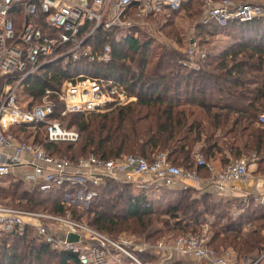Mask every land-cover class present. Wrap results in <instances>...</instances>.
<instances>
[{"label":"trees","instance_id":"trees-1","mask_svg":"<svg viewBox=\"0 0 264 264\" xmlns=\"http://www.w3.org/2000/svg\"><path fill=\"white\" fill-rule=\"evenodd\" d=\"M193 3L183 5L179 11L165 8L159 14L149 15L148 19L162 17L165 22L159 28L161 31L174 26L167 36L183 46L189 40L183 42L182 32L172 18L188 9L193 8L195 12ZM195 14L199 12L189 14V19ZM196 27V40L200 45L205 43L204 37L222 30L214 21ZM225 28L233 37V43L218 55L208 54L203 60L196 59L198 66L194 69L182 66L181 61L187 59L184 53L156 44L147 28L132 27L117 33L98 30L87 39L84 48L97 52L108 44L110 61L97 64L81 59L40 69L27 78L20 89L21 94L30 99L25 108L38 104L46 89H56L64 80L79 76L111 79L119 82L136 100L110 111L70 113L65 117H60L56 111L49 118L79 133L76 144L81 156L91 154L111 160L133 155L151 162L156 154L165 153L171 164L192 171L196 167L195 153L223 167L230 158L236 160L245 152H254L259 159L257 164L262 165L264 130L255 125L264 110V15L248 23H229ZM84 34L85 31L82 36ZM62 106L58 102V109ZM40 130L44 133V125L36 128L33 143H43L47 153L55 157L57 144L48 143ZM76 144H68L67 150ZM70 160L74 161V157ZM13 182L14 189L0 193L22 208L51 207L54 215L61 216L73 208L62 199L66 192L74 193V188L55 187L45 193L50 199H42L44 193L39 190L28 189L22 181ZM21 186L24 189L19 191ZM121 187L123 190L120 184L108 180L95 188L98 193L84 212L91 216L87 218L90 227L108 235L121 227L120 231L132 230L142 236V240L149 241L163 231L156 226L154 216L172 220V229L169 223H164L168 227L166 231L179 230L183 234L197 232L211 222L209 226L215 233L210 245L219 241L221 248L233 250L238 260H252L264 252V224L249 230L244 227L253 221H264V206L250 197L243 198L248 205L233 218L227 211L233 196L204 192L205 188L166 190L148 199L146 195H133L130 184ZM120 200H124L125 207H118ZM165 201L164 208L155 207ZM122 211L125 216L121 215ZM70 214L76 220L82 216L75 212ZM125 222H130L129 226L122 227ZM131 224L135 225V230L129 228ZM27 232L0 234V264H53V260L55 264H79L76 255L55 251ZM136 257L141 261L157 260L148 254L138 253Z\"/></svg>","mask_w":264,"mask_h":264},{"label":"built area","instance_id":"built-area-1","mask_svg":"<svg viewBox=\"0 0 264 264\" xmlns=\"http://www.w3.org/2000/svg\"><path fill=\"white\" fill-rule=\"evenodd\" d=\"M190 2L0 0V183L9 179L22 181L27 187L42 193L55 187L78 186L81 190L77 196L108 180L130 184L139 193L174 185L186 188L194 184L230 193L239 186L247 189L243 198L250 197L264 206V176H252L250 173V164L258 161L256 156L252 157V161L241 157L223 168H217L214 163L207 162L202 154L195 153L196 168L193 171L171 164L165 153L156 154L151 162L133 155L111 160L90 156L71 162L49 155L42 146L19 139L11 130L44 125L48 143L76 144L80 138L76 130L65 128L58 120H49L56 111L60 117L70 113L105 112L133 102L135 97L115 80L79 76L64 80L56 89H46L40 102L28 109L20 105L19 96L25 80L54 63L66 64L81 59H87L90 63H107L111 58L110 45L105 44L97 52L84 48L87 39L96 31H124L136 27L138 21L144 20L143 17L158 14L165 8L179 11ZM202 10L204 17L199 24L211 21L224 25L248 23L264 15V3L205 0ZM193 44L194 41L184 53L188 63L182 62L192 69L198 66L196 59L205 58V54L194 55ZM58 102L63 104L60 109ZM257 125L264 130V113L258 115ZM200 168L205 172V178L199 175ZM92 195L96 196L95 193ZM67 198L77 203L76 198ZM48 222L63 224L67 230L53 231ZM28 227L34 229L35 238L50 248L76 255L79 264H153L139 260L133 254L134 250L156 257L155 264H176V259L194 261L193 264H264V252L252 260L238 261L230 253L218 255L210 250L206 245L209 224H205L197 234L183 235L171 244L162 242L154 247L111 240L69 219L0 205V234L16 232L23 235ZM70 235L76 236V240L70 241Z\"/></svg>","mask_w":264,"mask_h":264},{"label":"rangeland","instance_id":"rangeland-1","mask_svg":"<svg viewBox=\"0 0 264 264\" xmlns=\"http://www.w3.org/2000/svg\"><path fill=\"white\" fill-rule=\"evenodd\" d=\"M212 1L216 2V1H221V0H212ZM240 1H242L244 3L261 1V2L264 3V0H240ZM193 2H194L193 3L194 4V6H193L194 7V11L195 12L196 11L199 12V15L195 14V15H193L192 19H189V17H188L189 14L195 13V12H193V8L185 10V11H181L179 13H176L175 16L172 18L173 21H174V24H175V26L178 27V30L182 32V35H183L182 37L184 39L183 40L184 43H186L187 39H189V38H191L194 41V44H195V45L193 44V46L195 47L194 55H196V56H198L199 54H205V56L208 55V54L209 55H215V54L218 55L221 51L227 49L230 46V44L233 43L234 39H233V37L230 34H228V33H226L224 31V29H226L225 27L227 25L215 22L216 25H218L222 30L220 31L218 29L215 32H213L214 35L206 37V38L204 37L205 43H202L200 45L199 42H197V40H196V37H197V34H198L196 26L198 25V21L197 20L198 19L200 20L201 18L204 17L203 10H202V5L204 4L205 0H198V1L193 0ZM168 17L169 16H166V18H168ZM143 19L147 20V19H145V17H143ZM190 20H193V21L191 22ZM164 22L165 21H163L162 17H156V19H151V20L148 21L147 25H148L149 29L147 28L146 31H148L149 33H151L155 37V43L156 44L166 45L167 47H169L171 49H176L177 51H180L181 53H186L187 49L190 47V45L188 43H186L183 46H179L177 43H175V41H172L170 39V37L167 36V33L169 31H171V28H173L174 26L171 27L170 29L169 28H165L162 31L159 29L160 26L163 25ZM208 23L209 22H207L206 24H208ZM201 25L204 26V24H201ZM206 28L209 29V27H206ZM186 60H182L181 62H183V63L187 62L188 63V61H186ZM182 66L189 68V66H186L184 64H182ZM19 96H20V105L23 108L28 106L29 103H30V99H28L24 94H21L20 90H19ZM261 113H264V110L261 111L260 114ZM255 127H258L260 129H262L257 124L255 125ZM11 130H12L13 133H15L18 136L19 139L24 140L25 142H28V143H33V135H34V133L36 131V128H25V129L24 128H18V129H13L12 128ZM40 132H41V135H43V131L40 130ZM41 144H43V143H41ZM41 144L38 143L37 145L42 146ZM56 146L58 148H56V150L53 153V154L56 155L55 157L66 158V156H68V158H66V159H68L71 162H76V161H78L80 159H86V158H88L90 156H94V155H91V154L90 155L81 156V154L79 152L80 151L79 144H76L75 146H72V148L69 149V150H67L68 144H57ZM253 156H255L254 152H245L241 157H247L248 159H250V161H252V157ZM71 157H74V161L70 160ZM229 160L230 161H234L235 159L230 158ZM252 162H254V164H252V163L250 164V166H251L250 167V173L252 174V176H254V175H263L264 176V164L258 165L257 164L258 161H252ZM214 165L217 168H223L224 167V166L220 167L219 165H216L215 163H214ZM177 167L181 168V169L183 168V167H179V166H177ZM200 176L203 177V178L206 177L204 174L200 175ZM106 182L107 181H104L100 186H102ZM112 182H115V181H112ZM12 183H14L12 181V179H9L7 181H4V182L0 183V192L3 191V190H9L11 188L14 189V186H12ZM115 183L120 184V190H123L121 186L125 185V183H122L121 181L120 182L116 181ZM97 187H99V186H96L95 188H97ZM95 188L92 187L91 190H87L86 192H83L79 196L76 195L81 190V188L78 187V186L74 187V189L76 190L74 193H70V195H69V192H66L64 194V196H63V199H62L63 201L62 202L65 203L67 206H70V207L72 206L73 208H71V210L69 212H67L63 216L54 215L52 213V211H51V207H45V206L31 207V206H28L29 208H32V209L22 208V207L19 206V204H16V202H12L11 200H9L8 196L5 199V197H4V195L2 193H0V201H1L0 205L4 206V207H7V208L14 209V210H26V211H30V212H37V213H42V214H46V215H50V216H55V217H58L60 219H63V218L64 219H69V220L75 221L78 224L86 226V227H88L90 229L98 231V230L90 227L87 224V218L90 219L89 217H91V216L88 217L84 213L85 210L88 207H90V203L92 202V200L95 197V196L92 195V193H95L96 195L98 193V192H96L97 190ZM236 188H237L236 189L237 196H233L234 200L232 201V205L229 206V207L227 206L228 207L227 211L232 215L233 218H236L240 213H242L241 209L248 205V201H245V199L242 198L243 197V193H244L242 187L237 186ZM22 189H24L23 186H21L19 188V191H21ZM28 189L32 190L33 188L29 187ZM131 189H132L131 192L133 193V195H137L138 194V191L135 188L132 187ZM241 193H242V197H241ZM220 194H224V193H220ZM244 194H246V191H245ZM43 196L44 197L42 199H50L47 195H45V193L43 194ZM67 196L76 198L77 203H72L71 201H69L70 199H68ZM148 199H153L152 194L148 196ZM247 199H249V198H247ZM212 201H215V200L212 199ZM166 203H167L166 201L163 202L162 204L159 203L155 207H159V209L164 208ZM12 205H14V206H12ZM224 206H226V205H224ZM118 207H121V208L125 207L124 200H120L119 201V206ZM252 207H254V206H252ZM70 212H75L77 214L80 213L82 216L79 217L78 220H76V219L72 218V215L70 214ZM121 215L125 216V212L122 211ZM153 219L156 222V226L159 228V230L162 229L163 231H162V233L158 234L157 236H154L153 240H149V241L142 240L143 239L142 236L134 233L132 230H121L120 231L121 227H119L120 229H117V231L112 232L111 233L112 235H108V234L100 232V231H98V232H100L101 234L105 235L106 237H108L111 240L131 241L135 245H147V246H154V247L156 245L161 244L162 242H168V244H171V243L175 242L179 237H182L183 235L191 234V233H188V232H187L188 234H186V231L183 234L179 230H177V231H166L165 229H168V227L164 226V223H166V222L169 223V225H170L169 228L170 229H172V227H174L172 225V223H173L172 220H168V218H166V217H163V216H157L156 217V216H154ZM156 219H158V221ZM43 221H45V220H43ZM129 223L130 222H125V223L121 224V226L122 227H124L126 225L129 226ZM210 223L211 222H208L207 224H210ZM261 223L264 224V221H261V222L253 221L250 224L251 226L250 225H248V226L245 225L244 227L246 228V230H249L251 228L257 227ZM48 224H49V227L52 228V230L56 231V232L67 230V228L63 224H60V223H57V222H53V223L52 222H48ZM134 226H135L134 224H131V226L129 228L131 229V227H132L135 230ZM27 229H28L27 234L28 233L29 234H33V232H34L33 228L28 227ZM201 229L198 230L197 232H194V233L197 234V233L201 232ZM213 233H215L214 228H210L209 227L208 234L206 235L207 238H208V243L206 241V245L208 246V248L210 250H214V249L218 250L219 251L218 253L214 250L218 255H221V254L223 255L225 253H230V254H232L233 256H235L237 258V255L235 254V252L233 250H231L230 248H227V249L221 248V243L219 241H216L217 243L214 242V244H212V245L209 244ZM262 237H264V232H262ZM219 247H220V249H217ZM132 248L135 249L134 247H132ZM55 251H58V250H55ZM58 252H62V251H58ZM138 253L139 252L137 250L133 251V254H135V255L138 254ZM144 254H148V253H144ZM120 256H122V255L120 254ZM150 260H152V261H150ZM178 260L179 259H176L175 261H178ZM237 260H238V258H237ZM245 260H246V258L242 259V260H238V261H245ZM146 261H147V263L151 262V263L155 264L156 260H153V258H150L149 260H146ZM53 264H55L54 260H53Z\"/></svg>","mask_w":264,"mask_h":264},{"label":"crops","instance_id":"crops-1","mask_svg":"<svg viewBox=\"0 0 264 264\" xmlns=\"http://www.w3.org/2000/svg\"><path fill=\"white\" fill-rule=\"evenodd\" d=\"M191 1H193V0H191ZM195 1H198V0H195ZM133 12H134V10H132L131 11V13L133 14ZM130 13V14H131ZM157 16V15H156ZM155 16V17H156ZM145 19H148V16H147V18H145ZM150 19H148V20H141V21H138V24L136 25V27H141V28H148V21H149ZM201 20V19H200ZM199 19L197 20L198 21V24H199V21H200ZM135 27V26H134ZM149 29V28H148ZM189 41H188V44H190V40H191V38H189L188 39ZM43 135L45 136V134L43 133ZM32 144H34V143H32ZM215 162V164L216 165H219L218 164V162L217 161H214ZM196 168V167H195ZM195 170V169H194ZM198 173H199V175H206L205 174V172L203 171V170H198ZM205 185H203V184H194V185H189V186H187V187H189V188H196V187H198V188H205V191L204 192H210V193H213V194H216V195H223L224 197L225 196H237V192L235 191V192H228V191H225V192H223V191H219V190H217L216 188H214V187H207V186H205ZM186 187V188H187ZM177 189H181V187L179 186V185H174V186H172V187H169V188H159L158 190H154V191H140V193H139V191H138V194L137 195H146V196H149V195H151L152 194V197H154V196H157V195H159L160 193H161V191H166V190H177ZM183 189V188H182ZM243 189V192L245 193V191L247 192V189H245V188H242ZM220 193H224V194H220ZM243 193V197H244V194ZM137 195H135V196H137ZM241 197H242V193H241ZM242 197V198H243ZM194 263V261H187V262H182V260L181 261H177L176 262V264H193Z\"/></svg>","mask_w":264,"mask_h":264},{"label":"water","instance_id":"water-1","mask_svg":"<svg viewBox=\"0 0 264 264\" xmlns=\"http://www.w3.org/2000/svg\"><path fill=\"white\" fill-rule=\"evenodd\" d=\"M193 42V40H190V43H192ZM69 240L70 241H75L76 240V236H74V235H70L69 236Z\"/></svg>","mask_w":264,"mask_h":264}]
</instances>
